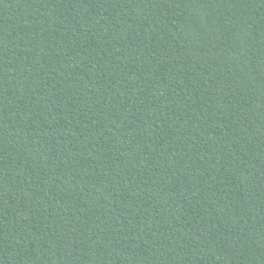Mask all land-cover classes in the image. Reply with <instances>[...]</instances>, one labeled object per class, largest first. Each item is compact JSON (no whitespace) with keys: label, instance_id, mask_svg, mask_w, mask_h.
<instances>
[{"label":"trees","instance_id":"obj_1","mask_svg":"<svg viewBox=\"0 0 264 264\" xmlns=\"http://www.w3.org/2000/svg\"><path fill=\"white\" fill-rule=\"evenodd\" d=\"M0 264H264V0H0Z\"/></svg>","mask_w":264,"mask_h":264}]
</instances>
